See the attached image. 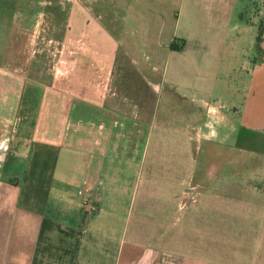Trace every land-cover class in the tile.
Masks as SVG:
<instances>
[{
  "label": "crops",
  "instance_id": "obj_1",
  "mask_svg": "<svg viewBox=\"0 0 264 264\" xmlns=\"http://www.w3.org/2000/svg\"><path fill=\"white\" fill-rule=\"evenodd\" d=\"M155 1L146 3L172 8L162 14L164 25L171 17L176 23L169 39L157 38L145 52L139 44L126 51L121 42L113 49V70L133 73L125 84L131 106L144 108L110 112L101 100L97 130H58L57 121L72 117L54 112L30 116L49 120L48 127L36 124L34 134L24 133L27 117L18 116L16 106L35 83L26 75L13 78L1 61L0 264H264V0ZM98 2L81 0V20L82 31L99 41L93 33ZM260 23L256 60L232 68L223 84L228 102L215 97L222 85L202 76L213 63L207 56L256 39ZM176 38L192 43L175 49ZM254 42L237 52L255 50ZM120 55L128 63H115ZM111 99L126 102L117 94ZM122 149L134 154L136 175L147 166L148 191L138 195L134 188L132 196L122 188ZM141 151L148 164L139 163ZM138 196L160 201V212L150 215L162 223L156 244H148L147 235L138 240Z\"/></svg>",
  "mask_w": 264,
  "mask_h": 264
},
{
  "label": "rangeland",
  "instance_id": "obj_2",
  "mask_svg": "<svg viewBox=\"0 0 264 264\" xmlns=\"http://www.w3.org/2000/svg\"><path fill=\"white\" fill-rule=\"evenodd\" d=\"M0 1L2 3L0 5L5 6V10L0 8V63L3 60L9 64L13 78L15 76L18 79L26 75L27 81L35 83L34 86L26 87L25 92L22 93L26 102L16 106L18 116L27 117L24 125L27 128L24 129V133L34 134L36 124H42L46 129L48 127L49 120L29 121L30 116L48 115V113L53 114L54 112L58 115L66 113L72 117L67 121H57L58 130H60L61 125V130L70 128L69 133L74 132L75 134H80L81 129L84 128L97 130L99 102L101 100L104 102L105 99L106 110L110 112L115 110L130 112L134 110V106H138L139 110L144 108L141 103L138 105L135 103L131 106L130 89L125 84L130 77H133V73L113 70V49H115V46L119 47L121 42L126 51H129V49L136 50L139 44V49L145 52L150 51L154 43L157 44V38H160L162 43L166 42L176 23L172 21L171 17L167 18L164 25L162 16L166 14V11H171L172 8L158 7L157 5L153 8L146 3V0H99L98 5L100 8L96 9V15L93 17V33L100 39L98 41L82 31L81 16L83 8L81 7V0ZM158 1H155V3ZM24 2L26 4H23ZM25 5V11L18 9L19 6L23 7ZM19 12L22 14L20 21H18ZM112 23L116 24L118 29H111L109 25ZM252 41H256L255 37L250 40L237 41L235 51L232 50V53L229 49H225L222 54L218 55V49H216V54L207 56L213 63L210 64V71L208 73L204 71L202 76L213 83V86L215 84L222 85L219 87L218 93H213L215 97L220 95L223 101H229L223 84L228 80V77H231L232 68H238L237 66L242 63L245 64L244 60L250 63L256 60L259 53L258 48H255V50L249 48L248 53L241 54L237 52V49L243 48L247 52L246 47L248 43L251 46ZM102 43L106 44V47ZM191 43L192 41L177 38L173 41L175 49L177 45L182 47L184 44L191 45ZM228 43L230 44L229 41ZM120 58L115 63H128L127 58L124 56L120 55ZM165 68L166 65L163 69ZM13 71L19 72L13 73ZM201 71L196 68L192 72L193 77L199 78ZM158 75L161 76V74ZM121 81L125 83L118 86ZM239 84L240 79H236L235 85ZM115 94L118 95L121 101L125 97V103L127 104L124 103L120 106L115 104L114 100H110V98H114ZM129 105L131 106L130 109L127 108ZM20 122L23 125L24 121L22 119ZM31 137L33 139V135L26 136V139H31ZM74 142L77 143L78 141L75 140ZM33 145L34 143L30 145L31 151ZM125 152L122 149L121 159L117 160V163H119L118 172H120L119 175L123 180L122 188L132 192V196L136 189L138 195L140 192L148 191L145 181L150 182L151 179H145L147 166L145 165V171H142L139 167L136 175L132 170L134 154L127 152L128 155L126 156ZM143 155L144 152L138 153L139 163L141 159H144ZM203 157V152L202 157L201 154L196 155L197 160H203ZM60 158L67 160L68 154L67 157L64 155ZM141 161V164L144 165L145 162L148 164L151 159ZM196 169L197 175L203 174L206 170L201 166H197ZM254 169L251 167V171ZM125 180L132 181V183ZM189 186L187 185V187ZM152 187L155 189V185H152ZM141 197L142 200L138 196L140 200L138 212L139 218L143 215L139 219L143 223L138 225V240L143 243L147 235L148 244H156L155 240L161 238L163 234L160 230L162 229V223L160 217L158 219L150 215H153L154 209L160 212V206H156L160 201L150 197ZM192 204V199H189L186 207L192 208ZM147 227L151 229L148 232L144 231ZM171 234H174L175 238L177 237L176 233L170 232L169 235ZM192 234H190V237Z\"/></svg>",
  "mask_w": 264,
  "mask_h": 264
},
{
  "label": "trees",
  "instance_id": "obj_3",
  "mask_svg": "<svg viewBox=\"0 0 264 264\" xmlns=\"http://www.w3.org/2000/svg\"><path fill=\"white\" fill-rule=\"evenodd\" d=\"M262 23L259 24L258 27V33H257V37H256V41H255V48H258V50H260V43L262 41Z\"/></svg>",
  "mask_w": 264,
  "mask_h": 264
}]
</instances>
